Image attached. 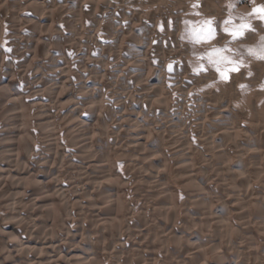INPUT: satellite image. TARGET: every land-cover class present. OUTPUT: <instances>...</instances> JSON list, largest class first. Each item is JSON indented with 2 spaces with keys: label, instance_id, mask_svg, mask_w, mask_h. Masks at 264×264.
Returning a JSON list of instances; mask_svg holds the SVG:
<instances>
[{
  "label": "bare ground",
  "instance_id": "1",
  "mask_svg": "<svg viewBox=\"0 0 264 264\" xmlns=\"http://www.w3.org/2000/svg\"><path fill=\"white\" fill-rule=\"evenodd\" d=\"M35 1L36 0H0V36L2 32L1 30L3 28V27L1 28L2 18L5 19L9 23L8 28L12 31L11 33H13L17 37L18 35L19 36L22 35L21 38H19L20 40L22 39L23 36L31 37V36H35L37 33L42 35L43 31H46L47 33H49L52 28V24L55 18L54 16L56 14L55 13L56 9L54 8H55L57 0H49V1L42 0L40 4L37 3V6H35V3H36ZM61 1L65 4L68 2L67 0H61ZM109 7L110 6H108V8ZM93 8H94V12H97L98 11L97 8L99 7L98 5H96ZM115 10H116L115 8H113V10L111 11L104 9V11L100 12L98 15H96V13L92 14L94 15V18H92V24H91V28H93V30L91 31L90 35L87 36L86 40L88 39L91 42L97 41L96 33L98 30H100V28L104 26L103 30L105 31L103 32V35L105 39H108V40L112 39L111 40L112 43L114 41L117 42L119 40L120 42H122V34L120 35L121 39H119V35L117 34V31H116L117 29H114L113 27H111L117 24V22L118 24L121 22L120 18L117 20L114 17L115 16L114 13L116 12ZM120 15H122L125 20L130 19V18L132 19L135 16H137L132 12H127L126 10L122 11ZM102 21H104V23H102ZM22 28L25 29L24 33L20 31ZM112 28L114 30L113 31L111 30L112 32L109 33L110 31L108 32V30ZM60 35L63 36V34H60ZM17 37L13 38V40L11 39L12 42H14L15 44H22L20 40L17 39ZM29 41L30 40L24 42V44H29ZM49 44L51 45V42H49ZM30 45H32V43ZM187 47L188 46L183 45V49L179 53L180 57L176 60L177 70L179 69L181 71H186L187 69L186 61L183 59L184 57L190 54V52H188L189 47L188 48ZM146 49L147 48H145L144 52H141L142 58L138 57L137 61L139 62L145 61L143 59V56H145ZM85 54H86V62L83 59L82 60L78 59L79 61L78 64L82 65L83 71L80 72V75L78 73L76 74L77 71L74 74L76 77H78V80H79L78 90L80 93L78 92L77 93L80 96L77 97V95L76 96L74 95L75 97H77V99L75 98L73 100L71 98V96L73 95L69 93L64 87L66 81L65 82L63 81L62 74H64L65 78L69 77L70 75L69 63L70 62L69 63L67 62L68 64L66 63V66L63 67L62 63L60 62L58 57L55 55V57L57 58H53V57L48 58L49 61L53 62V65H51V68H52L51 70H53L52 78H50L49 76H48L49 78H46L47 76L45 77L44 74L38 73L37 70L36 72H34L35 73L34 76L35 78H37V80L33 83V85L29 84V90H31L29 91L31 92L29 95V97H31V103H30L29 109L30 110L31 108L33 109L32 111V113L34 114L33 118L35 122L37 123L36 125H37L39 134L37 136L34 135L35 137L29 134L28 132L27 123L24 120V112H22L23 108L25 109V107L20 105L19 101L16 99V94L11 93L10 90L5 89L4 87L2 88H4L6 91L1 93V88H0V123H3L4 126L7 125L8 127H11L12 122H9V121H13L14 119L11 117H7L9 116L8 113L11 111H16V112L19 111L22 113V114L20 113L21 129L20 130L17 129L18 131L14 133V132H11L14 130L8 128V131H10L9 134L13 133L14 135L9 136L6 139L5 137L3 139L1 137L2 135H0V155H3V158L0 159V264H21L23 261H25L24 256H22L23 251L30 249L32 246H34L35 248L32 247L31 249H34V250L38 249L39 252L38 253L35 252L33 256V260H31V262L27 261L28 264H103L104 262L103 258L105 257V255L104 253L103 254L101 253V255H99V252L97 251L98 250L97 246L101 247V250L107 249L106 247L108 246L109 243L107 242L108 244L107 246H105L106 245L105 239L109 237L110 239L109 241L112 244H114L113 247H116L115 239H117L116 241L118 240L120 241V237L122 236V234L125 235L127 240H129V244L131 248L128 250V252L123 251V245L119 243L118 241L119 254L117 257L118 260L116 259L117 262H114L115 259L112 255L113 251L112 252L110 251L109 254L107 253L108 254L107 260L109 261L113 260L112 261L113 264H156L154 259L157 255V250L162 252L165 258L169 259V261L167 260L168 261L167 264H187L186 260L188 258L191 260L196 259V261L199 260L203 262V264H210L206 262L204 263L205 255H207L206 254L207 247L206 248L203 247V245L198 242L200 237L203 235L204 231L206 232L211 231L213 234L216 233L218 237L221 239V241L217 240L218 242L214 247L216 248V251H219V253H217L216 255L217 257L213 259V263L211 264H264L262 257L260 258V252H259L260 250H258V242H256L257 240L255 241L256 231L258 230L262 231L263 236H264V212L262 211V209L264 208V197H263L264 193L260 191L259 192L256 191L254 186L251 185V178L249 177V176H252L255 179H257V181L259 180L260 181L259 184L261 185L260 189L261 191L264 190V161L261 156L262 153L260 154L262 150H261V147L257 145L256 143L257 140H255V142L253 143H251L252 141L250 142V140L246 142L240 136L241 130L239 131V127H237L235 125V122L233 121L234 117L237 115L234 108H232L228 104H226V107H224V109L226 108V134L221 133L222 132L221 131L220 132L221 134L219 136L207 137L206 135V137L204 136L205 138L203 137L204 139H202V143L206 146L205 151L208 153L207 157H205L207 158L205 160L207 162L205 163L206 166L209 168L210 173L213 174L212 176L215 178V180L217 179L218 182L220 180H224L226 182V207L224 206V208H226V212L222 211L221 209L220 210L213 209L214 206L213 207L208 206L207 208L206 207L201 208L202 213H200L201 217L199 218H193L191 216L189 217V215L184 214L185 216L183 219H181L183 220V222L181 223L180 225L181 227L179 229H185V231H189V234L187 235L186 233H184V231L182 233H178V231H176V227L178 224V218H180L178 216L179 202L177 200V197L174 196V189L170 183V179L173 178L176 183H178L180 186H182V188H185L187 190L188 194H191V191L194 190L195 187L200 188V189H206L208 188V186L206 183L202 182V179H200L199 177V173L193 169L192 164L190 163L192 161H188L187 158H185L182 161L178 158L179 152L183 150L189 152L188 144L190 142L188 143L187 139L185 137H181L179 133L178 134L173 133L174 135H171L172 133L166 134L167 129L165 130L163 126L153 127L150 125L151 128H149V126H147L148 124L146 125L145 123L147 119V117H145L147 114L145 113V116L143 115L145 111V106L150 104V101H151V106H153L152 104H155L157 106V103L158 104L161 103L159 98L162 94L159 95V92L156 91L157 88H154V84L157 81L156 79L158 78L150 76L151 77L150 79V77L144 75L145 76L144 79L142 80L140 79L138 81L137 87L139 86V89H140L139 91L138 90L134 92L129 91L126 93L124 92L122 94L120 92L117 96H114L116 97V100H117L116 102L118 103L117 108L119 109L116 112H113L111 114V118L116 123V127L114 130L117 131L115 132V134L118 135L117 137L121 138L120 141L118 139H114V141H112L110 139L111 138L109 135L110 133L107 131L106 133H104L105 131L99 132L98 138L91 136V138L88 139L85 136V131L84 130L81 131L80 125L86 122H94V125H95L97 122L101 120L100 114L102 113V106L101 104L100 105L96 104V102H98L99 100V102L101 103L103 99H102L100 92L96 93V90L94 88H91L96 78L93 81L90 80L89 78L91 77L93 78V76L95 77L96 73L95 72L93 73L91 69L89 70V72H87L88 71L87 62L89 58L87 56V53ZM25 60L27 59H24L23 63L25 62ZM128 64L130 63L128 62ZM2 65L3 64H2V58H1L0 59V86L8 82L12 76V74L9 75V72L7 70H4ZM59 65L63 67L62 68L63 70L58 68ZM132 65L133 64H131V66ZM133 69H134L133 71L135 72L136 70L140 71L138 72V74L137 73L136 74L137 76L142 77L143 72L145 71L144 70L145 65L136 63ZM152 75H153V72H152ZM102 76H104V73ZM154 78L156 81L154 80ZM12 84H15V83H12ZM88 89H92L91 92L85 93V91ZM149 106L150 105H148V107ZM151 108L150 107L146 108V110L147 109L151 110ZM127 109H129L130 112L127 111ZM150 110L149 112L151 113ZM74 113H78V116L77 117L74 116ZM216 113H219V112H216ZM177 115L179 116V114ZM55 117L56 119L61 118L60 120L61 124L59 123L60 124L59 127H61V130L66 135L69 143L72 144L71 152L74 154L79 153V155L82 157V160H83L82 162L85 167V170L91 173L99 172V174H101L100 176L96 178L94 176L95 178L94 180L97 181L96 183L97 186L95 187L92 186V191L89 190L88 196L92 195V196L102 197L103 196L102 194L104 195L110 194L109 196L108 195L107 196L109 198L112 197V199L114 197L116 200V197L119 195L118 194L119 188L114 182L113 176L115 174H113V171L111 170V168L112 166L116 165L115 163L119 162L124 165L126 171L128 172V174H130L131 178L136 182V184L140 185L139 187L140 193L137 192L138 194L136 195H139V197H143V198L152 197L156 199V203L157 205H159L158 209L156 208L158 211V213H156V217L158 221L157 227L155 228L147 227L146 225L148 223L146 224V220L143 218V216L139 217L138 225L134 224L130 226L129 222H127V225L124 226L123 221L119 219V216H115V215L113 216V213H110L111 210L107 208H102V209L96 208L97 211L95 210L94 212L93 210V212L91 213L89 211V213L87 212L86 214L85 212L84 214L79 209V205H78V204L83 203L84 201L83 200L84 197L82 199V195H81L82 193H80L81 190L80 191L74 190L69 196H66L64 195V193H62L63 189L58 179L63 174H65L67 171L65 170L66 168L64 169L63 165L61 164L63 161L59 163L58 167H55L56 162H58L56 161L57 160L56 158L58 155L57 154L52 155L53 153L51 152L52 143L55 142L56 140H54V138L52 139L54 135L51 133L49 128L55 124V121L53 120ZM202 126L204 127V125ZM262 127L264 126L262 125ZM262 130L264 129H261L260 132ZM154 132L158 134V136L160 137L159 139L152 138V134H155ZM202 132H203V129H201V133ZM99 137H103L104 140L102 141L101 139H99ZM159 142L169 145L171 147L170 148V151H171L170 158H167L166 156H164L165 154L159 155L160 154L159 150H157V148L154 147ZM225 143H226V147H225ZM21 146H24L27 152L36 153L35 160L33 162L34 164H31V163L27 164V162L25 161L23 165L25 167L22 166V168H20L19 166L20 160L18 159L19 158L18 154H16V156L14 157L15 158L14 160H10V159L5 160L4 155L6 153L10 154V152L19 151ZM181 146H185V148L183 149L181 148ZM200 147H201V143H200ZM257 151L259 153H257ZM184 154L182 153V155ZM235 155H237L236 157L237 159H239L238 160L239 163L237 167H232V160ZM97 157H98V160L95 159ZM225 159H226V162H225ZM224 162L226 163V171H224L225 166L223 167ZM145 167L153 168L154 172L149 171L146 174H142L140 169L145 168ZM249 168H250V171L248 170ZM171 174H172V177H171ZM53 179H55V184L52 186L50 182ZM86 181H88V176L86 177ZM123 185H125V183ZM144 185H146V187H144ZM6 191L11 192L12 197L4 196V193ZM85 191H86V188H85ZM111 193H114V195H112ZM84 195L88 199L86 194ZM204 198L201 199L202 202H205L207 205H211V203L207 202V199L204 200ZM197 200L199 202V199ZM70 202H73L74 205L76 206V208L72 210V212L76 216L78 222L83 223V225L85 221L88 222L87 232L91 236L95 235V237L97 236L98 238H96L97 240L96 242H92L91 240H89L88 242H83L81 239H77L79 234L77 235L76 232L74 233H71V231L66 232L63 235V239L65 240V242L75 243L78 246H76L77 249L75 250V252L72 251L70 256L65 257L66 254H64V252L62 251L63 246L60 244L59 237L54 236L51 233L53 230V227L48 226V223H49L48 220L44 221V223L41 222L43 225L42 227V225L38 224L41 220L39 219L40 221H37L35 217L36 216L39 217V215L44 214V209L46 208L45 215H47L46 213L49 212L51 215V218H54L55 213L53 210V206L56 205L57 203L58 204L64 203L65 205V203L68 204ZM84 202H88V201L86 200ZM252 204H253L254 209L251 208ZM64 205L63 207H65ZM81 205L80 207H82ZM187 206L188 205H186V207ZM40 207L42 208L40 209ZM188 207L186 211L189 210ZM116 210L118 211V209ZM22 212L23 213L34 212L36 214V216L34 217L35 219H33L31 226H30L31 222L28 223L26 221L27 222L26 223L21 218L20 214H22ZM225 215H226V221L224 220ZM229 215L233 216V219L236 222L235 225H233V223L228 220ZM65 221H68L67 217ZM83 225H81L82 227H81L80 232L85 233L86 231ZM40 226L44 230L39 231L38 229L40 228ZM35 229L36 231L33 234ZM237 231L244 233L247 238H250L253 241L254 245L252 249H247L245 252L241 251L238 249L239 247L236 248V246H233L231 241L228 240L227 238H226V241H224L226 245H224L222 237H225L226 235V237L230 238L233 232H237ZM20 232H25V233L28 232L30 234L28 235L26 242L19 239L18 234ZM31 235H33V237H31ZM30 244L32 245L31 247L28 248ZM43 250L46 253L45 256H43L44 254H42ZM145 250L146 251L149 250V251L146 253ZM242 250L244 249L242 248ZM27 251L30 252L31 250H27ZM172 257L174 259H177V261L175 262L172 259ZM170 259L173 261V263L172 261H170Z\"/></svg>",
  "mask_w": 264,
  "mask_h": 264
},
{
  "label": "rangeland",
  "instance_id": "2",
  "mask_svg": "<svg viewBox=\"0 0 264 264\" xmlns=\"http://www.w3.org/2000/svg\"><path fill=\"white\" fill-rule=\"evenodd\" d=\"M41 1L42 0H36L35 6H37V3L40 4ZM67 1L68 2L66 4L63 3L61 0L56 1V5L54 8L56 9L55 10L56 14L54 16L55 18L52 24L53 29L51 28L49 33H47L46 31H43L42 35L37 33L35 35L36 37L35 36H31V37L23 36L22 39L20 40L19 38H21L22 35L20 36L18 35V37L15 36L13 33H11L12 31L8 28L9 23L3 18L1 21L2 23L1 28L2 27L3 28L1 30L2 32L0 36V54H1L0 59L2 58V64H3L2 66L4 70H7L9 72V75L12 74L10 78L11 80L9 79L8 82L0 86L1 93L5 92L6 91L5 89L10 90L11 93L16 94V99L19 101L20 105L25 107V109L23 108L22 112H24V120L27 123L29 134L33 136L34 135L37 136L39 134L37 125H36L37 123L35 122L33 118L34 117V114L32 113L33 109L32 108L31 110L29 109L30 103H31V97H29L31 93L29 92L31 91L29 90V84L33 85V83L37 80V78H35L34 76L35 74L34 72H36V70L38 71V73L44 74L45 77L47 76L46 78H49V77L52 78L53 70H51L52 69L51 65H53V62L49 61L48 58L58 57L63 67L66 66L67 62L68 63L70 62L69 63V68H70L69 77L65 78L64 74H62V76H63V81L64 82L66 81L64 87L69 93L73 95L71 96V98L74 100L75 98L77 99V97L80 96L78 94L80 93L78 90L79 80H78V77H76L74 74L77 71L76 74L78 73L80 75V72L83 71L82 65L78 64L79 62L78 59H81V60L83 59L86 62L85 53H87V56L89 58L87 62V65H88L87 72H89V70L91 69L93 73L94 72L96 73L95 77L93 76V78L92 77L89 78L92 81L96 78L91 88H94L96 90V93L100 92L102 99H103L101 103L99 102V100L98 102H96V104H99V105L101 104L102 106V113L100 114L101 120L97 122L95 125H94V122H86L80 125L81 131L82 130L85 131V136L88 139L91 138V136L98 138L99 132L105 131L104 133H106L107 131L110 133L108 134L110 135L111 137L110 139L112 141H114V139H118L120 141L121 138L117 137L118 135L115 134V132L117 131L114 130L116 127V123L111 118V114L113 112H116L119 109L117 108L118 103L116 102L117 100H116V97L114 96H117L120 92L122 94L124 92L126 93L129 91H132V92L136 90L139 91L140 90L139 86L137 87L138 81L140 79L141 80L144 79L145 76L157 77L158 78L156 79L157 81L154 78V80L156 81L154 84V88H157V90L156 89L155 90L159 92V95L162 94L159 98L161 103L159 104L157 103V106L155 104H152L153 106H151V101H150V104L148 105H150L149 106L150 108L152 107L151 110L149 109L151 113L149 112L148 109L146 110V108H149L148 105L145 106V111L143 113L144 116H145V113L147 114L145 116L147 117L145 123L146 125L148 124L147 126H149V128H151V126L153 127L163 126L165 130L167 129L166 134L172 133L171 135H174L173 133L175 134L179 133L181 137H185L188 143L190 142L188 144L189 152L184 151V150L179 152L178 158L182 161L185 158H187L188 161H192L190 163L192 164L193 169L199 173V177L200 179H202V182L206 183L208 186V188L206 189H200V188L195 187V189L191 191V194H188L185 188H182V186L176 183L173 178L170 179V183L174 189V196L177 197V200L179 202L178 216L180 218H178V224L176 227V231H178V233H182L184 231V233L188 235L189 231H185V229H179L181 227L180 226L181 223L183 222V220L181 219H183L186 214L189 215V217L191 216L193 218L201 217L200 213H202L201 208L203 207L207 208L208 206H212V207L214 206L213 209H218V210L221 209L222 211L226 212V208H224V206L226 207V182L224 180H220L219 182L217 179L215 180V178L212 176L213 174L210 173L209 168L206 166L205 163L207 162L205 160L207 158L205 157H207L208 153L205 151L206 146L202 143V139H204L206 135L207 137H215V136H219L221 133L226 134V108L224 109V107H226V104H228L229 106L234 108V110L237 113L236 115L237 117L235 116L233 121L235 122V125L239 127V131L241 130L243 132L242 133L240 131V134H241L240 136L246 142L250 140V142L252 141L251 143H253L255 142V140H257L256 143L257 145L261 147L262 151L260 152V154L262 153L261 156L264 161V147H263L264 146V143H263L264 142V137H263L264 130L260 132L261 129H264V127H262V125L264 126V87H262V85H264V61L257 59L254 55H249L247 51V49L249 48L258 50L259 49V43H258L259 36L264 35V25H261L257 18L249 16V14L252 12V9L254 7L264 5V0H244V2L240 4H236L235 0H102V1L98 0L99 2L97 0L95 1L94 0H67ZM96 5H98L99 7L97 8L98 13L94 12L93 7H95ZM108 6L110 7L108 8ZM113 8L116 9L115 10L116 12L114 13L115 14L114 17L117 20L120 18L121 22L119 24L117 22V24L111 27H113L114 29H117L116 31H117V34L119 35V39H121L120 35L122 34V42H120V40L118 39L119 41L117 42L114 41L112 43L111 42L112 39L111 40L105 39L103 35V32L105 31L103 30L104 26L100 28V30H98L96 33L97 41L91 42L88 39L86 40L87 36H89L91 31L93 30V28H91V24H92V18H94V15L92 14L96 13V15H98L100 12L104 11V9L111 11L113 10ZM125 10L127 12H132L137 16H135L132 19L130 18V19L125 20L124 17L120 15L121 12ZM242 17L246 18L245 22L250 20L257 27L258 34L256 33L250 34L243 44H232L229 46L228 45L229 37L224 34L223 29L224 28L231 29L232 27L236 26L238 23L241 22ZM206 19H212L213 21L217 22L221 27L220 33L216 35L215 38H212V39L205 38V32L203 29H204V21ZM169 21L172 22L171 27H169ZM225 21H228L229 23L225 24ZM102 23H104V21H102ZM121 25H123L124 27ZM113 28L108 30V32L110 31L109 33H111L114 30ZM23 29L24 28L20 30L22 33L25 32V29L24 30ZM60 34H63V36ZM16 37L17 39L20 40L22 44H15L14 42H12L13 38H16ZM27 39L30 40L29 44H24V42L28 41ZM49 42H51V45L49 44ZM119 42L121 43V45ZM31 43L32 45H30ZM183 45L188 46L189 47V48L187 47L188 52H190L188 56L186 57L183 56L184 57L183 59L186 61V65H187L186 71H181L179 69L178 70L176 69L177 68L176 60L180 57L179 53L183 49ZM79 46L81 49L79 48ZM225 47H229V51L227 52L222 51ZM145 48H147L145 56H143V59L145 61L144 62L137 61L138 57L142 58L141 52H144ZM81 50L82 51L84 50V51L82 52ZM216 50H221V51L218 54ZM238 54L243 56L246 66L241 68L239 72H232L228 82H222V80L219 77L217 68L222 69L227 75L228 68L230 67V65H228L226 61H221L220 56L221 55L226 56L228 59L235 60ZM55 55L57 57H55ZM24 59H27V60H25V62L23 63ZM128 62L130 64H128ZM136 63L145 65L144 70L148 73L144 71L142 77L137 76L138 72L140 71L138 70H136V72L133 71L134 65H136ZM131 64L133 65L131 66ZM62 66L59 65L58 68L62 69L63 68ZM249 68L253 72V75L251 77L248 75ZM148 70L152 71L153 75H152V72ZM149 72L151 73V75ZM103 73H104V76H102ZM12 83H15V84H12ZM135 85L137 88L135 87ZM2 87H4L5 89ZM91 90L92 89H88L85 91V93H89L91 92ZM74 95L75 96L77 95V97H75ZM127 111L130 112L129 109H127ZM221 111L223 114L221 113ZM11 112L8 113L9 116L7 117H11L15 120V121L14 120L9 121V122H12V126L8 127L6 124H5L6 126H4L3 123H0V135H2L1 137L3 139L4 137L6 139L9 136L14 135L13 133L9 134L10 131H8V128L14 130V131H11L14 133H16L18 130L21 129V123H20V117H21L20 113L21 112L19 111H17L18 113L16 111H11ZM216 112H219V113H216ZM177 114H179V116ZM13 116L15 118L17 116V118L15 119ZM74 116L77 117L78 113H74ZM53 120L55 121V124L52 125L49 129L51 133L54 135L52 139L54 138V140H56L55 142L52 143V146H51L52 148L51 152L53 153L52 155L54 154L58 155L56 158L57 159L56 161L58 162H56L55 167H58L59 163L63 161L61 164L63 165L64 169L66 168L65 170L67 171L65 174H63L58 179L63 189L62 193H64V195L66 196H69L74 190L75 191L81 190L80 193H82L81 194L82 199L84 197L83 200L88 201V202L83 201V203H81L82 205L78 204L79 209L84 214L85 212L86 214L87 212L89 213V211L91 213L93 212V210L95 212V210L97 211L98 208H101V209L107 208L111 210L110 213H113V216L114 215L119 216V219L123 221L124 226L127 225V222H129L130 226L134 224L138 225L139 217L143 216V218L146 220V224L148 223L146 225L147 227L149 228L157 227L158 221H157L156 213H158L157 209L159 205H157L156 199L152 197L143 198V197H139V195H136L140 193V188H139L140 185L136 184V182L131 178L130 174H128V172L126 171L124 165L119 162L115 163L116 165L112 166L111 168V170L113 171V174H115L113 176L114 182L119 188V193H118L119 195L116 197V200L114 197L113 199L112 197L109 198L108 196L110 194L109 195L102 194L103 195L102 197L101 196L97 197V196H92V195L88 196L89 190L92 191V186L93 187L97 186L96 185L97 181L94 179L100 176L101 174H99V172L91 173L85 170V167L82 162L83 161L82 157L79 155V153L74 154L71 152L72 144L69 143L66 135L61 130V127H59L61 124V121H60L61 118L56 119L55 117ZM202 125H204V127ZM245 128L247 131L245 130ZM201 129H203L202 133H201ZM111 132L114 134H112ZM152 138L159 139L160 137L158 136V134L155 133V134H152ZM99 139H101L102 141L104 140L103 137H99ZM159 143L156 146H154L157 148V150H159V153H160L159 155L165 154L164 156H166L167 158H170L171 157V151H170L171 147L161 142ZM200 143H201V147H200ZM225 147H226V143H225ZM181 148L184 149L185 146H181ZM182 153L183 154L185 153L186 155L185 154L182 155ZM257 153L259 152L257 151ZM16 154L19 155L18 159L20 160L19 161L20 168H22L25 161L27 162V164L29 163L34 164L33 162L35 160L36 153L27 152L24 146H21L19 151H13V152H10V154L6 153L4 155V158L5 160H9V159L14 160L15 159L14 157L16 156ZM236 156L237 155H235L232 160V167H237L239 163L238 162L239 159H237ZM0 157H1L0 159H2L3 155H0ZM95 159L98 160V157ZM225 162H226V159H225ZM225 162L223 164V167L225 166L224 171H226ZM248 170L250 171V168ZM140 171L142 174H146L149 171L154 172V169L145 167V168L140 169ZM87 176H88V181H86ZM171 177H172V174H171ZM249 177L251 178V185L254 186L256 191L257 192L260 191L264 193V190L261 191L260 189L261 188V185L259 184L260 181L259 180L257 181V179H255L252 176H249ZM252 179L254 180L255 183L253 182ZM50 183L53 186L55 184V179H53ZM124 183L125 185H123ZM146 185H144V187H146ZM85 188H86V191H85ZM84 194H86L88 199L85 197ZM111 194L114 195V193H111ZM4 196L12 197V193L9 191H6L4 193ZM201 197L202 198L205 197L204 200L207 199V202L211 203V205H207L205 202H202ZM197 199H199V202ZM89 200L93 204H91ZM194 201L195 202L197 201V202L195 203ZM63 205L64 203H59V204L57 203L56 205L53 206V210L55 213L54 218H51V215L49 212L46 213L47 215H45L46 208L44 209V214L39 215V217L36 216L34 212H30V213L22 212V214L20 215L23 221L25 222L27 221L28 223L31 222L30 226L32 225V221L35 218L37 221L41 220L38 223L39 225H42L44 221L48 220L49 222L48 226L53 227V230L51 233L54 236L59 237L60 244L63 246L62 251L64 252V254H66L65 257H68L71 255L72 251L75 252V250L77 249L76 246L78 245H76L75 243L65 242V240L63 239V235L66 232H70V231L71 233L76 232L77 235L79 234L77 239H81L83 242H88L89 240H91L92 242H96L97 241L96 238L98 237L97 236L95 237V235H92L93 236L92 237L87 232L88 222L85 221L84 225L83 223L78 222L76 216L72 212V210L76 208L73 202H70L68 204L65 203L64 205L65 207H63ZM80 205L82 207H80ZM186 205L190 207L189 208L187 206L189 209L187 211H186L187 209ZM41 208L42 207H40V209ZM115 208L118 209V211ZM251 208L254 209L253 204L251 205ZM262 211L264 212V208L262 209ZM66 217L68 221H65ZM28 218H30L31 221ZM224 220L226 221V215L224 217ZM228 220L232 222L233 225L236 224L232 215H229ZM81 225L85 227V231H86L85 233L80 232L81 227H82ZM42 227L40 226L41 229L39 228L38 230L39 231L44 230ZM35 231L36 229L34 230L33 234L35 233ZM28 235H30L28 232L26 233L20 232L18 234V237L20 240L26 242ZM31 237H33V235H31ZM222 238H223L222 240H223L224 245H226L224 241H226V238H227L228 240L231 241L233 246H236V248L239 247L238 249L244 252L247 249H252L254 245L253 241L250 238H247L244 233L238 232V231L233 232L230 238L226 237V235L225 237H222ZM109 240H110L109 237L105 239V242H106L105 246H107V244L109 243L108 246L106 247L107 249L101 250V247L97 246L98 248L97 251L99 252V255H101V253L102 254L104 253L106 257V258L105 257L103 258V261H104L103 264H113L112 262L113 260L112 261L107 260V255L110 253V251L111 252L113 251L112 255L115 259L114 262H117L116 259L118 260L117 257L119 254L118 252L119 251V247H118L119 240L116 241L117 239H115L116 247H113L114 244H112ZM217 240L221 241L218 235L216 233L213 234L211 231H207V232L204 231L203 235L198 240V242L202 244L203 247L205 248L207 247L206 248L207 255H205L204 263L206 262V263L211 264L213 263V259L217 257L216 255L217 253H219V251H216V248H214L218 242ZM255 241L258 242V250H260L259 251L260 258L262 257L264 261V249H263L264 236H263L262 231L260 230L256 231ZM119 243L123 245V251L125 252H128V250L131 248L129 244V240H127V238L123 234L120 237ZM31 245L32 244H30L28 248L31 247ZM31 248L30 249L26 248L27 250H31L30 252H28L27 250L23 251L22 256H24L25 261H23L24 263L22 262L21 264H28L29 261L31 262V260H33V256L35 252L36 253L39 252L38 249L34 250ZM242 248L244 250H242ZM148 251L149 250L147 251L145 250L146 253ZM42 254H44L43 256H45L46 253L44 250ZM172 259L175 262L177 261V259H174L173 257ZM154 260L156 264H167V262L169 261V259L165 258L163 256V253L158 250H157V255ZM170 261L172 260L170 259ZM186 261H187V264H203V262L199 260L196 261V259L191 260L188 258Z\"/></svg>",
  "mask_w": 264,
  "mask_h": 264
},
{
  "label": "snow or ice",
  "instance_id": "3",
  "mask_svg": "<svg viewBox=\"0 0 264 264\" xmlns=\"http://www.w3.org/2000/svg\"><path fill=\"white\" fill-rule=\"evenodd\" d=\"M244 0H235L236 4L243 3ZM251 17H255L258 19L259 23L261 25H264V5H260L258 7H254L252 9V12L249 14ZM246 18H241V22L238 23L236 26L232 27L231 29L224 28L223 32L225 35L229 37L228 45L232 44H243L245 40L249 37L250 34L257 32V27L248 20L247 22ZM229 23L228 21H225V24ZM172 26V22L169 21V27ZM204 32H205V38L206 39H212L215 38L216 35H218L221 31L220 25L213 21L212 19H206L204 21ZM259 49H247L249 55H254L257 59L264 61V35L259 36ZM217 53L221 50H216ZM222 51H229V47H225ZM221 61H226L230 67L228 68V74L226 75L225 72L217 68L218 74L222 82H228L230 79L232 72H239L241 68L245 67V60L242 55L238 54L237 58L235 60L228 59L226 56H220ZM248 75L251 77L253 75L252 70L249 68ZM264 87V85H262Z\"/></svg>",
  "mask_w": 264,
  "mask_h": 264
}]
</instances>
